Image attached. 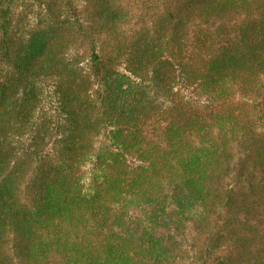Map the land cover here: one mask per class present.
<instances>
[{
    "label": "trees",
    "instance_id": "16d2710c",
    "mask_svg": "<svg viewBox=\"0 0 264 264\" xmlns=\"http://www.w3.org/2000/svg\"><path fill=\"white\" fill-rule=\"evenodd\" d=\"M0 264H264V0H0Z\"/></svg>",
    "mask_w": 264,
    "mask_h": 264
},
{
    "label": "rangeland",
    "instance_id": "374dc122",
    "mask_svg": "<svg viewBox=\"0 0 264 264\" xmlns=\"http://www.w3.org/2000/svg\"><path fill=\"white\" fill-rule=\"evenodd\" d=\"M47 90H49V89H47Z\"/></svg>",
    "mask_w": 264,
    "mask_h": 264
}]
</instances>
